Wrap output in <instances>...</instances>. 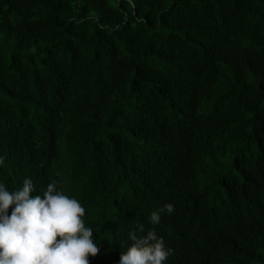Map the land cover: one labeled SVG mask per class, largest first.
Wrapping results in <instances>:
<instances>
[{"label":"trees","instance_id":"trees-1","mask_svg":"<svg viewBox=\"0 0 264 264\" xmlns=\"http://www.w3.org/2000/svg\"><path fill=\"white\" fill-rule=\"evenodd\" d=\"M0 157L85 208L89 264L137 222L166 264H264V0H0Z\"/></svg>","mask_w":264,"mask_h":264},{"label":"clouds","instance_id":"clouds-1","mask_svg":"<svg viewBox=\"0 0 264 264\" xmlns=\"http://www.w3.org/2000/svg\"><path fill=\"white\" fill-rule=\"evenodd\" d=\"M57 183L52 180L43 196L32 195L36 186L31 178L13 191L0 183V264H89V257L99 254L94 231L82 219L85 208L58 190ZM173 212L174 205L167 203L150 213L149 223L158 225L161 214ZM128 237L131 243L119 264H166L173 253L154 228L146 231L142 223Z\"/></svg>","mask_w":264,"mask_h":264},{"label":"rangeland","instance_id":"rangeland-1","mask_svg":"<svg viewBox=\"0 0 264 264\" xmlns=\"http://www.w3.org/2000/svg\"><path fill=\"white\" fill-rule=\"evenodd\" d=\"M230 154L229 153H226L223 157L219 158L220 159V162L222 164H224L225 162H228V160L230 159Z\"/></svg>","mask_w":264,"mask_h":264}]
</instances>
